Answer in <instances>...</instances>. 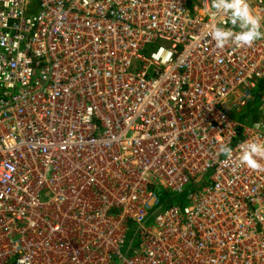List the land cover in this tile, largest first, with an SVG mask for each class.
Masks as SVG:
<instances>
[{
    "label": "built area",
    "instance_id": "obj_1",
    "mask_svg": "<svg viewBox=\"0 0 264 264\" xmlns=\"http://www.w3.org/2000/svg\"><path fill=\"white\" fill-rule=\"evenodd\" d=\"M245 3L261 37L218 48L213 25L240 27L213 0H0V264H264V170L239 161L264 143V0Z\"/></svg>",
    "mask_w": 264,
    "mask_h": 264
},
{
    "label": "clouds",
    "instance_id": "obj_2",
    "mask_svg": "<svg viewBox=\"0 0 264 264\" xmlns=\"http://www.w3.org/2000/svg\"><path fill=\"white\" fill-rule=\"evenodd\" d=\"M213 7L218 13L229 15L233 26L239 25L240 31L234 32L231 28H223L213 25L210 30L211 38L216 47L222 48L231 41L235 46H250L262 35L259 20L252 16L245 0H213ZM239 161L242 165L257 170H264V143L245 142L239 146ZM220 151L225 155H231L232 149L222 146Z\"/></svg>",
    "mask_w": 264,
    "mask_h": 264
},
{
    "label": "trees",
    "instance_id": "obj_3",
    "mask_svg": "<svg viewBox=\"0 0 264 264\" xmlns=\"http://www.w3.org/2000/svg\"><path fill=\"white\" fill-rule=\"evenodd\" d=\"M259 103V96L258 94L256 93L255 95V99L252 101L251 105L247 108L248 112H250V116L246 117V119H249V118H254L256 117V113H257V106ZM255 112V115H253L252 112ZM209 182V177L208 176H205V177H202L196 184L190 186L188 189H186L185 193L181 194V195H176V196H172L170 194H163L161 197H162V203L163 204H166L168 206H171V205H175V204H178V197L179 196H182V197H186L188 194L190 193H193L195 191H197L201 186L207 184Z\"/></svg>",
    "mask_w": 264,
    "mask_h": 264
},
{
    "label": "rangeland",
    "instance_id": "obj_4",
    "mask_svg": "<svg viewBox=\"0 0 264 264\" xmlns=\"http://www.w3.org/2000/svg\"><path fill=\"white\" fill-rule=\"evenodd\" d=\"M257 106V105H256ZM257 108H258V106H257ZM255 112L256 111H254V112H252L253 113V115H255ZM250 114V112H248V110L246 109V110H244L241 114H239V115H235L234 114V116H233V118L239 123V124H246V121H245V118L248 116H250L249 115ZM161 200H162V197H161ZM178 204H180L181 206H188V201L186 200V198H185V196L184 197H182V196H179L178 197ZM182 202V203H181ZM152 222H153V220H150V221H148V226L149 225H151L152 224Z\"/></svg>",
    "mask_w": 264,
    "mask_h": 264
}]
</instances>
